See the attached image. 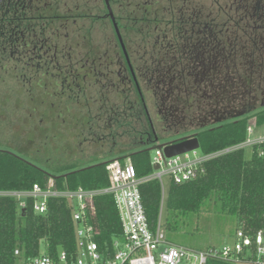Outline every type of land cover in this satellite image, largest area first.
Masks as SVG:
<instances>
[{
  "label": "flooded vegetation",
  "instance_id": "1",
  "mask_svg": "<svg viewBox=\"0 0 264 264\" xmlns=\"http://www.w3.org/2000/svg\"><path fill=\"white\" fill-rule=\"evenodd\" d=\"M48 1L0 0V62L8 55L17 69L48 65L59 43L52 38L67 37L66 20L80 23L83 40L84 33L108 23L123 78L137 96L138 108H132L141 119L135 142L141 148L156 145L161 135L168 142L198 138L202 130L264 110V0H100L101 6L74 0L75 11L53 2L58 15L45 13ZM98 53L92 60L107 51ZM145 92L157 103L154 116ZM123 113L112 115L128 127Z\"/></svg>",
  "mask_w": 264,
  "mask_h": 264
},
{
  "label": "rangeland",
  "instance_id": "2",
  "mask_svg": "<svg viewBox=\"0 0 264 264\" xmlns=\"http://www.w3.org/2000/svg\"><path fill=\"white\" fill-rule=\"evenodd\" d=\"M158 1L162 3L160 5L165 2ZM53 2H65L71 7L74 0H49L45 7L47 15L60 14L59 9L51 6ZM97 4L101 6V1L98 0ZM77 24L80 23L66 20L63 31L67 37L64 39L61 34L52 38L59 42L55 62L48 65L41 63L39 68L33 63L30 69L21 65L15 68L8 55L0 62V147L13 149L43 168L87 165L117 157L122 161L128 153L141 148L135 143L138 141L137 133L142 129L139 124L141 119L135 114L139 105L137 96L123 78L126 71L119 65L120 51L118 45L115 46L109 24L98 25L92 35L84 33V40L77 34ZM90 36L93 37L91 41ZM110 39L112 43H107ZM104 51L107 53L102 59L92 60V54ZM53 52L54 49H51L48 55H53ZM141 86L145 90V86ZM145 98L154 116L157 103L148 92H145ZM119 110L126 113H123L124 121L129 122V128L116 123L112 114ZM263 135L264 121H259L251 133H246L245 140L259 139ZM169 139V136L161 135L156 146ZM154 151L155 148L149 151L151 159ZM242 151L244 161L250 159L252 145H245ZM193 152H190L191 157L205 155L201 147ZM162 182L160 222L170 243L191 249H206L219 248L233 241L239 228L238 218L223 211L213 201L204 202L196 211L166 217L169 177L163 176ZM167 221L173 223V230L166 229ZM15 264L24 263L17 259Z\"/></svg>",
  "mask_w": 264,
  "mask_h": 264
},
{
  "label": "trees",
  "instance_id": "3",
  "mask_svg": "<svg viewBox=\"0 0 264 264\" xmlns=\"http://www.w3.org/2000/svg\"><path fill=\"white\" fill-rule=\"evenodd\" d=\"M72 6L75 11L76 8ZM80 14L83 18L87 16L85 12ZM263 112L255 115L258 122L264 121ZM248 118H237L200 131L198 140L203 152L211 153L244 141ZM156 147L138 148L140 150L126 155L131 158L139 177L152 173L149 151ZM113 159L50 169L27 160L13 149L0 147V191H26L34 183L44 188L49 182L58 190L103 188L108 185L106 165ZM202 167L203 172L192 180L183 183L169 181L165 200L166 217L196 211L204 202L213 201L223 211L237 216L238 227L244 233L251 236L261 231L264 237V142L252 146L251 158L246 161L242 149H238L210 158ZM139 189L153 229L160 220L161 184L152 179L142 183ZM71 211L69 203L60 197H50L45 212L40 214L34 211L32 198L26 199L22 212L16 198L0 196V264H15L17 259L24 261L41 253L56 258L61 251L73 258L76 241ZM89 221L97 229L94 240L100 249L110 247L112 240L122 233L119 215L110 194L95 198L94 212ZM166 229L173 230V223L167 221ZM15 250L19 251V255L14 254ZM206 264L234 263L209 259Z\"/></svg>",
  "mask_w": 264,
  "mask_h": 264
},
{
  "label": "built area",
  "instance_id": "4",
  "mask_svg": "<svg viewBox=\"0 0 264 264\" xmlns=\"http://www.w3.org/2000/svg\"><path fill=\"white\" fill-rule=\"evenodd\" d=\"M258 122L256 116L248 118L246 133H251ZM264 142V135L255 140H244L220 151L191 157L190 152L165 157L157 146L151 159L153 169L149 175L139 177L129 157L113 159L106 165L108 185L99 189L58 190L52 182L43 188L34 183L26 191H0V196H11L25 209L26 199L32 198V207L37 213H44L50 197L64 198L71 207L75 227L76 249L71 258L61 251L56 258L45 253L27 258L24 264H206L209 259H220L234 264H264V237L261 231L247 235L237 228L233 241L223 246L191 249L170 243L158 221L151 228L142 203L140 185L156 179L163 187L162 178L183 183L196 178L203 172L202 164L215 156L242 149L245 145ZM195 153V150L194 152ZM101 194H110L119 215L122 233L112 240L110 247L100 249L94 237L96 227L89 221L94 212V200ZM19 255V251H14Z\"/></svg>",
  "mask_w": 264,
  "mask_h": 264
},
{
  "label": "water",
  "instance_id": "5",
  "mask_svg": "<svg viewBox=\"0 0 264 264\" xmlns=\"http://www.w3.org/2000/svg\"><path fill=\"white\" fill-rule=\"evenodd\" d=\"M162 148L165 157H172L186 152H191L200 147V142L197 137H187L179 139L174 142H168L158 145ZM158 168V165H154L153 169ZM24 209H22V212Z\"/></svg>",
  "mask_w": 264,
  "mask_h": 264
}]
</instances>
